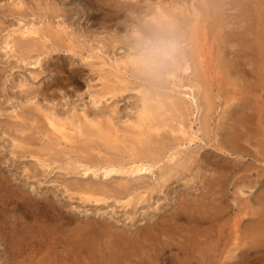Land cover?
I'll return each instance as SVG.
<instances>
[{
	"label": "rangeland",
	"instance_id": "rangeland-1",
	"mask_svg": "<svg viewBox=\"0 0 264 264\" xmlns=\"http://www.w3.org/2000/svg\"><path fill=\"white\" fill-rule=\"evenodd\" d=\"M161 2H163L162 3V5L164 4L163 6H165V3H166V6L168 5L171 6V4L175 3L180 7V8L179 7L177 8L178 12L176 15L177 16L176 24H179V27L181 29L183 28L186 31L185 32L183 29L182 31L179 30L180 37L183 40L182 50L185 51L189 57L193 58V60H197V58L199 57L198 54L201 52V50L207 49V51L210 52L209 53L210 56L209 55L207 56L208 62L211 61V59H213L212 67L208 71L207 77H205L206 78L205 81H208L207 82L208 84L210 83L208 86L212 89L211 90L209 88V92L211 95L213 94V92L215 94H217L216 92H219V95L217 94L218 95L217 98L213 94V96L215 97L216 104H217V111L216 113H214L215 115H213V121L215 122L213 124L215 128L213 132V136L216 138L211 141L208 138V136H203V134L200 132L201 137L203 138L206 137L204 139L207 140V143H206V140L202 138L201 141L199 140L198 142H196L197 143L196 146L194 145L195 143L193 144L194 146L190 145L189 146L190 149L187 148V151L193 152L195 150H199V152L197 153L201 155L202 159L199 157L200 155L196 154V157L197 158L199 157L198 159L199 161H197L196 164H198L199 166L201 164V168L196 167L191 172L189 171L187 173H184V172L182 173V171H180L178 174L181 173V175L176 174L173 177V179L175 178V180L173 179H172L173 181L170 180L169 181L170 183L168 182L170 185L167 184L165 186V188L166 189L168 188V189L166 190L163 188L164 191L163 190H157V192L155 191V193H152L150 201H144L142 203H139L137 207L132 206L133 208L131 206L125 207L123 206L124 200L123 199L122 201L117 200V198H120V196L116 195L114 190L111 191L112 196L109 198V201L107 202L106 201L96 202V201H90V200L88 201L82 197V194L80 193V188H78V186H81L82 183H85V184L87 183L91 185L93 183H102L104 181L103 183L107 182L106 183L107 187L112 189L113 187L117 185L118 183L117 179L112 178L111 181L113 182H111L110 179H108L109 177L108 178L106 177L107 180L106 179L103 180L105 177L102 178L103 176L101 174H99L98 176H95L94 178V177H91V174L88 176L87 175L85 176L82 172L80 173L76 171V174H77L76 176L77 177L79 176L77 180L75 173H73L74 170L70 169V171L73 170L70 172L69 171L70 164L66 162L72 159L75 160L79 156L88 157V155L91 156V154L92 155L96 154V156L111 155L113 153L119 152L120 150L115 147H111L108 149L106 145H103L104 143L100 139H91V138L83 139V140H79V143H78L79 148L77 147L78 153H76V150H75L76 146L75 147L72 145L66 146L65 144H63L60 147H58L59 151L56 153L59 154V157L61 158L58 159L59 160L58 162L53 164L54 166L53 165L51 167L45 166L46 168H44V166L42 165V162L39 159L35 158L34 155H32L30 152L27 151L31 148L34 150L43 149V147L49 142V140L52 137V136L51 137L47 136V133L50 134V130H48L49 128L47 126L48 124L46 120L44 121L45 117H43L42 114H41L42 116H40V114H36L34 112H33L34 114L32 113L33 111L32 106H34L32 104V101L38 102L39 104L43 105L45 108H49V107L54 108L62 116L69 115L73 111L76 110L79 113L86 111L91 117L93 116L92 118L94 119L96 118L95 115H97V119H100V116L102 115V112H103L104 116L102 115L101 118L106 119L107 117L109 118L110 116L111 119L114 118L112 120L115 121L118 125L124 128H127L129 126L128 123L129 124L133 123V121L137 119L139 111H140L139 108H141L142 103H143L142 102L143 100L141 99L143 97V93L139 91L140 88L141 89L149 88V90L151 91L160 92V93H171L172 91H173L172 93H175L176 92L175 89H177V87L179 86L178 83L180 81L170 76L166 72V70L161 71L158 76L153 75L154 77L153 78L152 75L146 74L144 72H139L136 70H134L135 72L134 71L130 72V70H133V69L131 66H129L130 67V68L128 67L129 72L127 73L128 78H129L127 89L116 95L108 94L104 98L105 100L103 99L100 104H96V101H95L96 97L94 98V96H97L98 91L102 90L104 86V80L101 78V74L106 68V66L101 65L100 62H98L97 58H94V59L87 58V57L85 58V55H88L89 53L85 49L76 47L78 50V53H74L69 50L67 41L61 42L60 44L59 43L60 41L57 43V39H53V40H56V43H57L55 44L56 46L55 48L52 45L53 44L52 42L54 41H52L51 39H48V37L40 36L39 38V36H37L38 37L37 39L36 36H34L32 37V39L35 40V44L33 43V45L31 44L30 46L29 45L23 46V45H20L21 44L20 42L18 43L20 47L16 46L15 47L16 49L12 51L10 48L7 47V41L13 40V37L15 38L17 37L16 40L19 41L21 37L19 35L18 29L25 27L24 24L30 25V23L31 24L34 23L33 25L38 24L42 26L41 24H43L44 26V23H45L46 25L45 29H48L51 24H54L55 26H57V24L61 22L63 24L64 21L66 20L65 22L67 23V25L71 24V26H73L76 32V35L78 36L77 42L81 43L82 41L81 44H83V42L85 44L86 43L85 41H87L85 46L87 47L89 46L88 48H90L91 46H99V45L103 46L105 44L103 48L106 51L104 49L103 50L106 52L107 56L111 55L110 58L111 57L117 58V56L123 57L126 54H129L130 52L135 50V48H132V47L139 48L138 41H140V36L136 33L135 30L137 28H142L143 26L142 32L145 31L146 26L148 24L147 22L154 21L152 17L156 13L157 7L158 5L161 4ZM101 4L104 6H102ZM193 4L196 5L199 8V10L202 12V17L204 16L201 24L204 23V26L206 27L207 35L203 34L202 31L201 33L200 32L198 33V30L196 31L197 28L196 29L193 28L194 16L191 13H189L190 10H187L186 8L189 6L191 9H193V6H194ZM153 7L155 11L152 10ZM211 7H214L216 10H214V8L212 10ZM253 8L255 9V11ZM19 9L22 10L23 13L22 11H20L21 13L20 14ZM181 9H183V11H181ZM148 10H150L152 14L148 12ZM218 12L219 13L221 12V14H219ZM246 13L247 15L249 14L251 15L246 16ZM187 15L188 17L190 16V18L186 17ZM181 16H183V18ZM255 18L256 20L258 18L257 22L256 20H254ZM251 22L252 23L256 22L255 25H259L261 22H263V24L261 25L262 26L264 25V0H139V1L138 0H126V1L125 0L123 1L122 0H105V1L104 0H0V211H1L0 212V264H65V263L70 264L71 262H73V264H82V263L83 264H90V263L91 264H104V263L105 264L106 263L108 264H117V263L118 264L120 263L122 264H150V263L159 264V262L160 264H174L173 262L175 260L179 261L181 258L180 252L175 251L173 255L167 257L164 252V249L165 248L173 249L172 246L177 245L179 241L184 240L185 237L189 236L191 231L193 232V225L195 226L194 222L191 221L192 223L191 224L189 220H187V218H184V217L180 218L181 221L179 219H177L176 221L175 219L172 222L171 226L162 228L160 230L162 232V233L160 232L161 234L158 231L157 234L156 235L154 234L152 238H149V239L143 238L144 239L143 241L141 239L140 243L137 244L138 249H139L137 251L138 253H136L135 255H134V252L132 254L128 252V250L126 249L127 246L123 248L122 246H119L117 248V252H118L117 257L112 258L111 255L109 254L110 252H107L110 256H108V254L105 251L104 252L106 256H104V253L101 250H97V251L95 250L93 252L89 250L88 252L87 247H82V244L84 243L87 244V241L90 240L91 224L93 223L95 225H98L99 223H106V222L108 223L111 220L109 223H112L114 221L113 224L115 226L114 225L113 226L115 228V231L117 230L116 231L117 233L126 234L127 232L130 231L129 234L132 233L134 235L136 231L142 230L144 227L146 228L148 227V225L150 226V224L151 226L152 225H155L157 227L158 225L160 226L161 223L156 224V222L157 221L161 222L163 218H166L167 216L169 217L171 214H173L172 209L176 211L179 208V206L181 208L182 200H185L184 198L186 197L190 198L191 200L193 198V201L196 200L195 202H197L198 199L202 198V194L204 193L206 194L207 192V197L209 198L205 197V202L207 203L208 201V203L211 204L210 206H212V204L215 202L217 203L216 200L210 199V197L212 196L215 197V195H212L206 189L209 190L210 188V185H208L209 181L212 180V178L215 177L216 174L219 175L221 169H217V168H219L218 164H220V162L218 164H216V161L212 162V159L209 156L207 157L206 154L211 152L213 154L212 156L218 155L216 157L218 158L221 157L220 153H222L223 151L221 152L220 148L219 149L216 148L217 141L223 142L225 140L224 138L226 137L227 128H229L228 125H230L228 123H231L233 121L232 119L234 118V115L236 116L239 113V111L241 113V111H243L242 109L245 108V105H246L245 102L248 96V89L253 90L252 93L251 91L249 92V95L251 97L254 96L251 99L252 100L251 102L253 103V105L251 106H253L254 108H258V110L259 108L260 110H263V116H262L263 124L260 128L262 129V132H264V128H263L264 126V92H263L264 91L263 90L264 89V76H262L259 73L260 75L258 77L257 76L258 72L256 70L252 75L248 74V70L253 67L252 66L253 64L251 65L252 61H250L249 56L246 55L248 53L245 54V51L241 50L240 52H238L239 49L243 47L241 45L242 42H240L241 39L239 38V36H241L242 34H246L248 35L247 37L249 38L254 37V35L251 33V30L249 29V27H251V24H252ZM222 25L224 28L222 27V29L220 30ZM118 38H120L121 40H119ZM112 39L113 40L118 39L117 47L113 46ZM190 42L191 44H189ZM184 43H185V46H184ZM204 45L207 47H205ZM196 47L198 49H196ZM128 48L130 50H128ZM41 52H42V55H41L42 61L41 63L37 64L34 61L36 60V57H38V54L39 55L41 54ZM240 54L242 55L239 56ZM24 56L26 57V59ZM210 57H214V58H210ZM240 57L245 62H242ZM107 58L109 59V57ZM240 62L241 64H239ZM98 65L99 66L101 65V66L99 67ZM173 65H175V63L171 64V66ZM258 68L260 69V67ZM179 72L181 73L180 70ZM129 73L130 74L132 73V74L130 75ZM132 75L134 77H132ZM256 77H258V79ZM26 78L30 82L29 86H25V89H27L28 92L24 90V87L19 86L22 80ZM161 79H162L163 84H161L160 82ZM186 79L188 80H186L185 82L189 83V78H186ZM256 79L257 81L260 80L261 82L260 81L257 82ZM146 80L150 81V83L146 82ZM174 80H175V83L178 84L177 87H176V84L173 83ZM224 83L226 84V86ZM174 85L176 88L174 87ZM131 86L132 88H130ZM236 87L237 88L239 87L240 91L243 89V91L240 92ZM225 88H228V89L226 90ZM232 88L233 90H235V92L232 90ZM180 89H182L183 92L188 90L185 87H181V88H178L177 91L178 92L181 91ZM236 93L238 94V97L234 100V103L230 106V109H229V110H233L232 113L231 112L225 113L223 115V118L220 120L221 127L218 128L216 122L218 123L220 116L224 112L226 97L228 95L230 96ZM242 93H245V94L242 95ZM179 94H184V93L179 92ZM220 94L223 97H221ZM196 95L198 99L200 97L199 102H202L204 92L202 90L200 91V89H197ZM184 96L186 98H189L190 100L189 96H186V94H184L183 97ZM95 109L97 110L96 111L97 113L99 112V110L101 111L97 114L95 112ZM18 111L22 113L23 117L26 116L24 117L23 120L21 119V121L19 118L16 117V112ZM29 112H31V114ZM203 113L205 112L203 111L199 115L203 116ZM214 116L216 118L215 120H214ZM185 117L188 118L189 121L190 119L194 121L196 120L195 116L191 115V113L187 114ZM11 121L16 124L18 122L23 123L22 125L25 126L26 130L24 132H21V131L14 130L15 128L11 127L14 130L12 131V129L9 128L8 126V123H12ZM122 122H123V125H122ZM224 122L226 123V125ZM194 125L196 128H199L201 126L200 119H197ZM128 128L131 129L129 131H132V133H134V131L132 130L130 126ZM168 130H170V127L163 128L161 131L162 134L157 135L155 140L159 142V139H161L164 135L165 137H168L166 136V134L168 135L169 132H170L169 135H171L172 134L171 130L170 131ZM12 132L16 134L18 133L19 135L21 133V135L25 136V138L28 141L32 140L31 141L32 143L30 142L31 144L29 143L25 145V147H16L14 143L15 134H12ZM130 135H131V132H130ZM260 136L262 135L258 134V137ZM130 137L132 138V136ZM208 139L211 142L208 141ZM44 141L46 143H44ZM156 141H155V144L153 143L154 145H156L157 143ZM97 142L99 143V145ZM213 142L216 144H214ZM201 144H205V145L201 146ZM211 144H213L215 147L213 148ZM254 145H256L257 147ZM260 145L261 143L259 144L257 142L254 143V141L252 142V146L250 144V146L254 149V151L260 150L261 151L260 153L262 154L261 155L260 153H258L260 155H259V159L255 161L256 162L255 165L250 164L251 162L253 163L255 158L251 157L249 154H247L246 156L240 155V158L241 159L243 158L242 160L246 161L245 163L247 164L249 163L251 165V168H249L251 171L249 170L248 176H246L248 177L249 180L245 177L246 178L245 181L242 182L241 178L238 179L239 181H237V183H239L238 185L241 184L240 181L242 182V184L248 181V187H246L247 194L251 193L250 187L252 186L255 187L257 193L261 190V188L264 187V182H263L264 180V165H263L264 164V161H263L264 160V145L263 146L262 145L260 146ZM14 148L15 149L18 148L17 151H14L15 150ZM81 148L83 150L85 148L86 149L83 151ZM62 149H64V151ZM87 150L90 152H86ZM24 152H25V155H24ZM85 153H86V156H85ZM75 155L77 156L75 157ZM49 156L50 155H48V157ZM70 156H72L71 159L69 158ZM230 156L235 157L234 155H230ZM203 159L205 161H203ZM206 159L208 160L206 161ZM247 159H249V161ZM205 162H208L206 163L207 166ZM247 164L245 166H247ZM52 167H53V170H52ZM202 167L205 168V170L203 169L204 172L201 171ZM256 169L258 170L256 171ZM79 170H81V168ZM196 171L197 172L199 171V173H201L200 175L201 178L199 176L198 178L194 179L196 175ZM158 172H157V176L153 175L154 178L152 176L153 180L150 179L151 185H153V183L155 185L156 182L158 181V176H159ZM227 173L230 179L229 182L237 180L238 177L236 175L239 176L241 174L239 173V170L236 172L227 170ZM213 174H215V176H213ZM202 175L205 178L202 177ZM180 176H184V177H180ZM251 177L252 179L254 178L256 180V183L254 182L255 180H252L253 182L250 180ZM204 179H206L207 182L205 181L204 183ZM259 179H261L262 183L258 181ZM196 180H198V182ZM71 181L73 184L74 182L76 184L78 183L77 188L73 186L72 183L70 184ZM152 181H155V182L152 183ZM193 181H195L196 183ZM235 189L236 188L232 185L231 187L232 199H234L233 192L235 191ZM256 192L254 191L253 193H251L252 194L251 196L252 198H254V200H255V195L257 194ZM123 198L125 197L123 196ZM206 198H207V201H206ZM147 202H149L150 204ZM157 204H159V206H156ZM164 205L165 207L166 206L167 207L165 208ZM258 205L259 204L256 203V206ZM134 208L135 209L137 208L138 210L136 211ZM167 208H169L167 210L169 211V213L168 212L163 213V211H166L165 209ZM153 209L155 212L153 211ZM156 210H160V211H156ZM144 212H146L147 214H145ZM153 212L157 214L159 213L158 215L160 214H163V215H160L162 217L158 215L155 217L156 214L154 215ZM235 212L231 214L232 216L228 215L226 216V218L222 219L221 224L219 225V227L222 228V230L231 232V228L233 227L234 220L233 221H230V220L233 219L232 217H234ZM131 215L132 217L130 218L129 216ZM152 217L154 218V220H152L153 219ZM132 218L133 219L135 218V219L133 220ZM156 219H159V220H156ZM223 220H224V223H222ZM148 222L150 223L148 224ZM116 225L119 229H117ZM229 225L230 227H228ZM242 225H243V222H242ZM217 227L218 226L214 227L213 232L216 233ZM180 228H182L181 231L179 230ZM189 228L192 230L188 231ZM244 229H245V226H243L242 231H244ZM82 230H85L86 232ZM131 230H134V232L133 231L131 232ZM172 230L174 231V234L172 233L173 232ZM176 230L178 231V236L176 235L177 234ZM183 230H185L186 232ZM87 231H90V233ZM83 232H85L84 236H88V237L85 238L83 236ZM165 232H166V235H169V236L174 235L173 237H170L169 239L170 241L164 235ZM42 233L44 235H42ZM19 234L21 237L19 236ZM16 235L20 238L18 239ZM40 236L41 237L43 236V237L41 238ZM181 237H184V238H181ZM27 238H29L30 240L29 239L27 240ZM42 239L43 240L45 239V240L43 241ZM253 240H254L253 238L246 237L245 241L247 242L242 241L243 243L239 245V247L235 250V252H233L232 256L228 257V259L223 258V260H220L219 257L216 258L214 253L211 254L209 252L207 253L209 254L207 256L208 258H206L202 262L203 264H207V263L208 264L209 263L210 264H264V255H263L264 246L260 249H257L256 247H254L255 244ZM155 241L157 242V244H155L156 243ZM164 241L165 242L167 241V242L164 243ZM107 242H103V244H106L107 246ZM141 242L143 243L144 246L142 245ZM38 243L40 244L38 245ZM76 243L77 244L79 243V244L77 245ZM12 244H14L15 246L13 247ZM49 244L51 246H49ZM151 245H154L153 247L154 250L152 249ZM217 245L218 243L215 242L214 247H216ZM16 246L19 249H17ZM35 247H36V250H35ZM45 247L47 250L45 249ZM73 247H75V249ZM247 247L253 248V254H251L252 253L251 252L250 253L251 255H247L246 257L245 254L243 255L242 249L247 248ZM148 248L149 249L151 248V251ZM53 249H56V250L58 249V250L54 251ZM71 249L72 251L70 252ZM147 249L150 252H148ZM45 250L47 252H45ZM157 251H159L158 252L159 254H157ZM90 252L91 254H89ZM126 252L129 254H125ZM148 253L150 257H148ZM235 253H236V256L234 255ZM52 254L54 255L56 254L58 256L56 255L54 256ZM91 255H96L97 257L94 256L95 257L94 259L93 256ZM123 255L124 257L122 258ZM137 255L138 257H136ZM59 256L61 257L58 258ZM101 256H103V258ZM55 257L58 258L59 260L58 259L55 260L56 259ZM242 257L246 261H244ZM230 258L232 259V261ZM151 259H153L152 262H151ZM54 260L56 263L54 262ZM108 260H110V262ZM195 261H193L194 264L202 263L201 261H199V263L198 261L197 263ZM205 261L206 262L208 261V262L206 263ZM113 262H116V263H113Z\"/></svg>",
	"mask_w": 264,
	"mask_h": 264
},
{
	"label": "bare ground",
	"instance_id": "bare-ground-1",
	"mask_svg": "<svg viewBox=\"0 0 264 264\" xmlns=\"http://www.w3.org/2000/svg\"><path fill=\"white\" fill-rule=\"evenodd\" d=\"M162 3L163 2H161V4L159 3L160 5H158L156 13L154 14V16L152 18L154 20H156L158 18H164L167 20H171L176 24L177 23V20H176L177 16L176 15L178 12L177 8L179 6L175 3L171 4V6H169V5L166 6V3H165V6H163L164 4L162 5ZM98 5H100V4H98ZM244 5H246V4H244ZM102 6H104V5H102ZM99 7H101V6H99ZM214 7H211L212 10ZM186 8H187V10H190L189 13H191L194 16V18L192 17L194 19L193 28L194 29L197 28L196 31L198 30V33L199 32L201 33V31H202L203 34L207 35V31H206V27L204 26V23L201 24L204 16L202 17V12L199 10V8L196 5L193 6V9H191L189 6ZM241 9H243V8H241ZM152 10L155 11L154 7ZM214 10H216V9L214 8ZM248 10H250V9H248ZM20 11H22V10L19 9V13H20ZM181 11H183V9H181ZM254 11H255V9H254ZM148 12H150L152 14V12L150 10H148ZM22 13H23V11H22ZM58 13H60V12H58ZM214 14H216V13H214ZM219 14H221V12ZM249 15H251V14H249ZM249 15H247V13H246V16H249ZM181 17L183 18V16H181ZM186 17H188V15ZM186 17H185V19H186ZM188 18H190V16ZM178 19H180V18H178ZM254 20H256V18ZM257 20H258V18H257ZM257 20H256V22H257ZM65 21L63 24H62V22L57 24V26H55L54 24H51L48 29H45V26H46L45 23H44V26H43V24H41L42 26H40L36 23H35L36 25H33L34 23L33 24L30 23V25L24 24L25 27L18 29L21 39L19 41H17L16 40L17 37L16 38L13 37V40L7 41V47L13 51L16 49L15 48L16 46L20 47L18 45V43H20V42H21L20 45H23V46L29 45L30 46L31 44L33 45V43L35 44V40H33L32 37L36 36V38L38 39L37 36H39V38L41 36V37H48V39H51L52 41H54V42H52L53 43L52 45L55 48H56L55 44H57L59 41H60L59 42L60 44H61V42L67 41L68 46H69V50L74 52V53H78V50L76 47H80L82 49H85L87 52H89L88 55H85V58L86 57L91 58V59L97 58L98 62H100L101 65L106 66V68L104 69V71L101 74V78L104 80V86H103L102 90L98 91V95L94 96V98L96 97V100H95L96 104H100L102 102V100L108 94L116 95V94L121 93L127 89L128 82H129V78L127 75V73L129 72V69H128L129 66H131L133 69V70H130V72L136 70L139 72L146 73L140 65V61H139V57H138V48L132 47V48H135V50L130 52L129 54L125 53L126 55L123 57L117 56V58H112V57L110 58L111 55L107 56L106 52H105L106 50L103 48V46L105 44L104 45L102 44L103 46H100L99 44H97L99 46H91L90 45L91 47L88 48L89 46L88 47L85 46L87 41H85L86 42L85 44L83 42L84 45L81 44L82 41H81V43L77 42L78 36L76 35V32H75L73 26H71V24L67 25V23ZM225 23H226V21H225ZM255 23H252L251 27H249V29L251 30V33L254 35V37L249 38V37H247L248 35H246V34H242L241 36H239V38L241 39L240 42H242L241 45L243 47H241V49H239L238 52L243 50V51H245V54L248 53L246 55H248L250 61H252L251 65L253 64L252 65L253 67L248 70V74L252 75L256 70L258 72L257 76L259 77L260 74L262 76H264V25L263 26L261 25V24H263V22H261L259 25H255ZM245 24H246V22H245ZM176 25H177L178 31L179 30L182 31L183 28L181 29L179 27V24H176ZM181 27H182V25H181ZM222 27H223V25L221 26L220 30L222 29ZM239 27H240V25H239ZM142 28H143V26H142ZM142 28H137L135 30L139 36H141L142 30H143ZM251 33H249V34H251ZM179 35H180V32H179ZM76 36H77V38H76ZM53 39H57V43H56V40H53ZM118 39L121 40L120 38H118ZM118 39H114V40L112 39L114 47H117ZM191 40H192V38H191ZM206 43H208V42H206ZM189 44H191V42ZM110 46H111V44H110ZM184 46H185V43H184ZM86 47H87V49H86ZM200 47H201V45H200ZM205 47H207V46H205ZM130 49H131V47H130ZM130 49L128 48V50H130ZM196 49H198V48L196 47ZM14 53H16V52H14ZM209 53L210 52L207 51V49L206 50L203 49L198 54L199 57L197 58V60H193V58L189 57L186 54V52L182 50L180 56L174 62H172V63H175V65L171 66V64H172L171 63L170 65L166 66L163 69L164 71L166 70V72L170 76H172L174 79L180 81L178 83L180 87L179 86L177 87L178 84L175 83V80L173 81V83L176 84L177 89L181 88V87H185L188 89L185 92H183L182 89H180L181 91H179V92L186 94V96H189L191 101L189 100V98H186L185 96L183 97L184 94H179L177 89H175L176 90V92L174 91L175 93H172L173 91L171 93L154 92V91L149 90V88H147V89H141L140 88L139 89V91L141 93H143V97L141 96L143 103H142L141 108H139L140 109L139 114L137 113L138 114L137 119L134 120L133 123H130V124L128 123V125L132 128L134 133H132V131H129V130H131L128 128L129 126L127 128H124V127L118 125L115 121L112 120L114 118L111 119L110 116H109V118L107 117L106 119L101 118V116L103 115V112H102V115L100 116V119H97V115H95V114L94 115L96 116V118L94 119V118H92L93 116L91 117L86 111L79 113L76 110L73 111L69 115L65 114L66 116H62L54 108H50V107L45 108L43 105L39 104L38 102L32 101V104L34 105V106H32V108H33L32 113L34 112L36 114H40V116L43 115V117H45V119L44 118L43 119H44V121L46 120V122L48 124L47 126L49 128L48 130H50V134L47 133V136L48 137L52 136V137L49 140V142L43 147V149L34 150L31 148L27 151L30 152L32 155H34L35 158L39 159L42 162V165L44 166V168H46L45 166L51 167L54 163L59 161L58 159L61 158V157H59V154L56 153L59 151L58 147H60L61 145L65 144L66 146H68V145L69 146L72 145L74 147L76 146V149L75 148L74 149L76 150V153H78L77 147L79 148V146H78L79 140L90 139V138L91 139H100L101 141H103V143H104L103 145H106V147L108 149L111 147H115V148H118L120 151L113 153L111 155L96 156V154H94V155L91 154V156L88 155V157L86 156V153H85L86 157L79 156L80 155L79 154L78 156L81 158L78 157L75 160H73V159L68 160L66 163L70 164L69 171H70V169H73L74 170L73 173H75V176L77 175L76 171L80 172V173L82 172L85 176L86 175L88 176L91 174V177H94V178H95V176H98L99 174H101L103 176L102 178L105 177L103 180H105V179L107 180L108 177H109L108 179H110V181L112 178L117 179V182H118L117 185L116 186L114 185L115 187L112 186L113 188L111 189V188L107 187V184H106L107 182L103 183L104 181L102 183H93L91 185H89L87 183L86 184L82 183L81 186H78V183L76 184L75 182L73 184L72 181L70 182V184L72 183V185L75 186L76 188L78 186V188H80V193L82 194V197L88 201L90 200V201H96V202H100V201H106L107 202V201H109V198L112 196L111 195L112 190L115 191L116 195L120 196V198H117V200H119V201H122V199L124 200L123 206H125V207H127V206L137 207L139 203H142L144 201H150L152 193H155V191L157 192V190H163V188L166 189L165 186L170 183L169 182L170 180L171 181L175 180V178L173 179V177L176 174H178L180 171H182V173L183 172L187 173L189 171L191 172L196 167L201 168V164H200V166L198 164H196V162L199 161L198 160L199 157L201 158V155L199 153H197V152H199V150H195L193 152L187 151V148H189L190 145H193L195 143L194 145L196 146V144H197L196 142H198L199 140L201 141V139L203 138V137H201V133L203 134V136H208V138L211 141L216 138L213 136V132L215 130V128L213 126V124L215 123L213 121V115H215L214 113H216V111H217V104H216L215 97L213 96V94L217 98V96L219 95V92H216L218 95L215 94L214 92L211 95L209 92L210 87L208 86L210 83L208 84L207 83L208 81H205V79H206L205 77H207V73L212 67V60L213 59H211V61H209V62L207 59L208 58L207 56L208 55L210 56ZM243 54H244V52H243ZM41 55H42V52L40 55L38 54V57H36V60L34 61L35 63H37V64L41 63V61H42ZM105 55L107 57H109V59ZM212 55H214V54H212ZM241 55L242 54H240L239 56H241ZM210 58H214V57H210ZM25 59H26V57H25ZM241 60H242V62H245L242 58H241ZM246 60H248V59H246ZM233 61H234V59H233ZM239 61H237V62H239ZM207 62H208V64H207ZM239 64H241V62ZM258 67H260V69ZM219 69H221V68H219ZM179 70L181 71V73L179 72ZM160 72H157L155 74H149V75H152V77H153V75L158 76L160 74ZM135 74H137V73H135ZM146 74H148V73H146ZM238 75H239V73H238ZM224 76H226V75H224ZM132 77H134V76L132 75ZM146 77H147V75H146ZM258 77H256V78L258 79ZM165 78H166V76H165ZM186 78H189V83L185 82L186 80H188ZM257 79H256V81H257ZM258 81H260V80H258ZM146 82L150 83V81H147V80H146ZM160 82H161V84H163L162 79L160 80ZM248 82H249V80H248ZM29 85H30V82L27 78L23 79L22 82L19 84L20 87H24L25 91H27V89H25V86H29ZM225 86H226V84H225ZM174 87H175V85H174ZM227 87H228V85H227ZM130 88H132V86ZM135 88H137V87H135ZM197 89H200V91L202 90L204 92L202 102H199L200 97H199V99L197 98V95H196ZM225 89L227 90L228 88H225ZM237 89L239 90L240 88L238 87ZM232 90H233V88H232ZM233 91L235 92V90H233ZM241 91H243V89ZM245 91H246V89H245ZM250 91L252 93L253 90L248 89V96H247L246 102H245L246 105H245V108L242 109L243 111H241V113L239 111V113L236 116L234 115V118L232 119L233 121L231 123H228L230 125H228L229 128H227L226 137L224 138L225 140L223 142L217 141V144L213 142L214 144H216V148H218V149L220 148L221 152L223 151L222 153H220L221 157H219V158L216 157L218 155L212 156L213 154L211 152L206 154L207 157L209 156L212 159V162L216 161V164H218L220 162V164H218L219 168H217V169H221L222 172L219 170L220 171V173L218 171L219 175L216 174V176H215V174H213V176H215V177H213L212 180H210L209 184H208V185H210V188H209V190L206 189L212 195H215V197L212 196V197H210V199L216 200L217 203L215 202L212 204V206H210L211 204H209L207 201V198H209V197H207L206 191H205L206 194L205 193L202 194V198L198 199L197 202H195L196 200L193 201V198L191 200L190 198L186 197V195H185L186 198L183 197L185 200L180 199V200H182L181 208L179 206V208L176 211L174 209H172L173 212L172 211L171 212L173 214H171L169 217L167 216L166 218H163L162 221L160 219L161 222L155 221L156 224L161 223L160 226L159 225H158V227L155 225L151 226V224H150V226L148 225V227H146V228L144 227L142 230H139L140 232L136 231V233L134 235L132 233L129 234L130 231L127 232L126 234L117 233L116 232L117 230L115 231V228H114V226H115L113 224L114 221L112 223H109L111 220L110 221L107 220V221H109L108 223L105 221L106 223H99L98 225H95L94 223L93 224L90 223L91 224V237H90V240H88V241L86 240L87 244H85V243L82 244V247H87L88 252H89V250L92 252L95 250L96 251L101 250L104 253V256H106L105 252L106 253L110 252L109 254L111 255V257L115 258V257H117V254H118L117 248L119 246H122V248L127 246L126 249L128 250V252L131 254L134 252V255H135L136 253H138L137 251L139 249H138L137 244L140 243L141 239L143 241L144 240L143 238H146V239L152 238L154 236V234L155 235L157 234L158 231L160 233L161 232L160 230L162 228H165L167 226H171L172 222L175 219L177 221V219L180 220L181 217H184V218H187V220H189L190 223H191V221L194 222L195 226L193 225V232L191 231L190 235L185 237V238L181 237V238H184V240H181V239H180L181 241L178 240L179 241L178 244L176 243L177 245L172 246L173 249H167V248L164 249V252H165L167 257L173 255L175 253V251L181 253L180 254V257H181L180 260L179 261L175 260L173 262L174 264H176V263L177 264H180V263L192 264L193 261H195V260H197L198 263H199V261L202 262L206 258H208L207 256L209 254H207V253H209V252L211 254L214 253L216 258L219 257L220 260H223V258L228 259V257L232 256L233 252H235V250L239 247V245L243 243L242 241L246 240V237H250V238L254 239L253 240V242L255 244L254 247H256L257 249L262 248L264 246V187L261 188V190L258 193L256 192V189L254 186L250 187L251 193H253L254 191L257 193L255 195V200H254V198H252V196H251L252 194L251 193L247 194V192H246V187H248V181H246L245 183L242 184V182L245 181L246 178L248 179V177H246V176H248V173L250 170L249 168H251V165L256 164L255 161L259 159V155L261 154L260 150L254 151V149L251 147L252 142L254 141V143L257 142L258 144L261 143L262 146L264 145V141H263L264 140L263 139L264 132H262V129L260 128L263 124V121H262L263 110H260V108L258 110V108H254L253 106H251V105H253V103L251 102L252 101L251 99L254 96L251 97L249 95ZM198 92H199V90H198ZM243 94H245V93H242V95ZM198 96H199V94H198ZM220 96H221V94H220ZM221 97H223V96H221ZM237 97H238L237 93L230 95V96L228 95L226 97L224 112L220 116L218 123L216 122L218 128L221 127V121L220 120L223 118V115L225 113H230V112L232 113L233 110H229V109ZM218 99H219V97H218ZM189 101L191 102V104ZM192 109H193V111H192ZM96 111L97 110L95 109V112ZM100 111L101 110H99V112ZM203 111L205 112V113H203V116L199 115ZM29 113L31 114V112H29ZM190 113H191V115L195 116L196 120L200 119L201 126L199 128H196L194 125L196 120L194 121V120L190 119V121H189L188 118L185 117L187 114H190ZM25 114H26V112H25ZM23 115H24V113H23ZM16 117L19 118L21 121V119L23 120L24 117H26V116L23 117L22 113H20L18 111V112H16ZM256 118H257V120H256ZM215 119L216 118L214 116V120ZM226 120H227V118H226ZM22 124L23 123H20V122H18L17 124L12 122V123H8V126H9V128L14 127L15 128L14 130L24 132L26 130V128ZM122 125H123V122H122ZM225 125H226V123H225ZM167 127H170L172 134L169 135L170 134V132H169L168 135L166 134V136H168V137H165V135H164L161 139H159V142H157L155 140L156 136L161 135L162 129L167 128ZM263 128H264V126H263ZM14 130L12 129V131H14ZM170 130H168V131H170ZM130 132H131V135H130ZM12 134H15L14 143H15L16 147H25V145L29 144L32 141V140L28 141L25 138V136L21 135V133L19 135L18 133L16 134V133L12 132ZM258 134L262 135L263 137L262 136L258 137ZM130 136H132V138ZM204 138H206V137H204ZM209 139H208V141H210ZM204 140H206V139H204ZM155 141L157 142L156 145H154ZM44 143H46V142L44 141ZM206 143H207V140H206ZM205 144H201V146L205 145ZM250 144H251V146H250ZM98 145H99V143H98ZM211 145L213 146V148L215 147L213 144H211ZM254 146H256V145H254ZM194 148H196V147H194ZM17 149H15L14 151H17ZM97 149H99V148H97ZM62 150L64 151V149H62ZM72 151H73V149H72ZM213 151H215V150H213ZM19 152H20V150H19ZM66 152H68V151H66ZM86 152H90V151L87 150ZM258 153H260V154H258ZM82 154H83V152H82ZM196 154H198L200 156L197 158ZM247 154H249L251 157L255 158L253 163L250 161L251 165L249 163L248 164L245 163L246 161H243L242 160L243 158L242 159L240 158V155L246 156ZM24 155H25V152H24ZM26 155H28V154H26ZM48 155H50V156L48 157ZM230 155H234L235 157H232ZM45 156H47V157H45ZM76 156L77 155H75V157ZM69 158L71 159L72 156H70ZM245 159H246V157H245ZM207 160L208 159H206V161ZM247 160L249 161V159H247ZM261 160H262V158H261ZM203 161H205V160L203 159ZM206 163H208V162H205V164ZM230 164H232V165H230ZM246 164H247V166H245ZM206 166H207V164H206ZM80 168H81V170H79ZM203 169L205 170V168L202 167V170H201L202 172H204ZM52 170H53V167H52ZM73 170H71V171H73ZM157 170L160 172H158ZM206 170H208V169H206ZM227 170H231L233 172L234 171L236 172L239 170V173H241V174L239 176L236 175L238 177V178L236 177L237 180L229 182L230 179H229ZM257 170L258 169H256V171ZM157 172L159 173L158 181L156 182L155 185L153 183L155 181H152L153 185H151L150 179L153 180V178H154L153 175L157 176ZM191 174H193V173H191ZM178 175H181V173ZM200 175H201V173H199V171L198 172L196 171V175H195L194 179L198 178ZM152 176H153V178H152ZM76 177H75V179H76ZM180 177H184V176H180ZM202 177H204V176L202 175ZM78 178H79V176L77 177V180H78ZM176 178H178V177H176ZM200 178H201V176H200ZM240 178L242 179V182L240 181L241 184L238 185L239 183H237V181H239L238 179H240ZM206 179H204V183H205ZM84 180H86V179H84ZM250 180L252 181L255 179L254 178L252 179V177H251ZM100 181H102V180H100ZM196 181L198 182V180H196ZM258 181L262 183L261 179H259ZM111 182H113V181H111ZM193 182H195V181H193ZM254 182L256 183V180ZM263 182H264V180H263ZM113 184H115V183H113ZM236 184H237V186H236ZM232 185L236 188L235 191L233 192L234 199H232V197H231ZM189 188H191V187H189ZM200 193H199V195H200ZM123 196L125 198H123ZM189 197H191V196H189ZM192 197H194V196H192ZM205 197H207L206 198L207 203L205 202ZM252 199L254 200V202ZM180 202H179V204H180ZM147 203H149V202H147ZM161 203H163V202H161ZM256 203L259 205L256 206ZM156 206H159V204H157ZM164 207H165V205H164ZM168 209L169 208L165 209L166 211H163V213H165V212L169 213V211H167ZM135 210L137 211L138 209L136 208ZM135 210H134V212H135ZM162 210H163V208H162ZM153 211H154V209H153ZM156 211H160V210H156ZM174 211H175V213H174ZM154 212H153V214L154 215L156 214L155 215V217H156L159 213L157 214ZM233 212H235V215H234V217H232L233 219L230 220V221L234 220L233 227L231 228V232L222 230V228L219 227L222 219L226 218V216H228V215H231ZM144 213L147 214L146 212H144ZM148 214H150V213H148ZM153 214H151V215H153ZM160 215H163V214H160ZM160 215H158V216H160ZM129 217L131 218L132 215ZM160 217H162V216H160ZM152 220H154V218ZM156 220H159V219H156ZM224 220L222 223H224ZM182 221H183V219H182ZM242 222H243V225H242ZM149 223L150 222H148V224ZM17 225H19V224H17ZM140 226H142V225H140ZM216 226H218V227L216 228V233H215V232H213V229ZM243 226H245L244 231H242ZM116 227H117V225H116ZM159 227H161V228H159ZM176 227H177V225H176ZM228 227H230V225ZM190 228L188 231L192 230ZM117 229H119V228L117 227ZM171 229H173V228H171ZM175 229H177V228H175ZM181 229L182 228H180L179 230L181 231ZM82 231H85V230H82ZM126 231H128V230H126ZM132 231L134 232V230H131V232ZM183 231H185V230H183ZM85 232H83V236H84ZM87 232L90 233V231H87ZM154 232H156V233H154ZM172 233L174 234V231ZM176 233H177L176 235L178 236V231ZM242 234H243V236H242ZM42 235H44V234L42 233ZM164 235L166 236V238H168V240L170 239V237L174 236V235H172V236L166 235V232L164 233ZM19 236H20V234H19ZM36 236H37V234H36ZM11 237H12V235H11ZM20 237H18V239ZM84 237L86 238L88 236H84ZM161 237H162V235H161ZM28 239L29 238H27V240ZM35 239H36V237H35ZM18 241H17V243H18ZM84 242H85V240H84ZM103 242H107V246H106V244H103ZM110 242L113 244V246ZM166 242L164 241V243H166ZM215 242L218 243V245L216 247H214ZM245 242H247V241H245ZM27 243H28V241H27ZM153 243H154V241H153ZM39 244L40 243H38V245ZM155 244H157V242ZM12 245H13V247L15 246L14 244H12ZM43 245H45V244H43ZM142 245H143V243H142ZM41 246H42V244H41ZM41 246H40V248H41ZM49 246H51V245L49 244ZM68 246H70V245H68ZM46 247H45V249H46ZM151 247L153 249L154 245H151ZM16 248L19 249L17 246H16ZM73 248L75 249V247H73ZM81 249H79V250H81ZM84 249H86V248H84ZM119 249H121V248H119ZM257 249H255V250H257ZM35 250H36V247H35ZM46 250H45V252H47ZM53 250L57 251L58 249L57 250L53 249ZM149 250L151 251V248ZM149 250H148V252H150ZM51 251H52V249H51ZM71 251H72V249L70 250V252ZM73 252H74V250H73ZM158 252L159 251H157V254H159ZM79 253H80V251H79ZM129 253L126 252L125 254H129ZM242 253H243V255L245 254L247 257V255L253 254V248H250V247L243 248ZM89 254H91V252ZM98 254H99V252H98ZM109 254H108V256H110ZM165 254H163V255H165ZM52 255H54V254H52ZM69 255H70V253H69ZM77 255H79V254H77ZM234 255L236 256V253ZM263 255H264V253H263ZM56 256H58V255H56ZM91 256H93V258L95 259L94 256H96V255H91ZM159 256H161V255H159ZM239 256H240V254H239ZM60 257L61 256H59L58 258H60ZM79 257H78V259H79ZM101 257L103 258V256H101ZM123 257H124V255L122 256V258ZM136 257H138V255ZM148 257H150L149 253H148ZM58 258H56L55 260H57ZM68 258H70V257H68ZM255 258H257V257H255ZM109 259H110V257H109ZM125 259H127V258H125ZM242 259H243V257H242ZM55 260H54V262H55ZM104 261H105V259H104ZM108 261L110 262V260H108ZM152 261H153V259H151V262ZM197 261H195V262L197 263ZM231 261H232V259H231ZM244 261H246V260H244ZM78 262H79V260H78ZM113 263H116V262H113ZM124 263H125V261H124ZM132 263H133V261H132ZM217 263H218V261H217ZM70 264H73V262H71ZM106 264H108V263H106ZM120 264H122V263H120ZM150 264H153V263H150ZM159 264H160V262H159ZM201 264H203V262Z\"/></svg>",
	"mask_w": 264,
	"mask_h": 264
},
{
	"label": "clouds",
	"instance_id": "clouds-1",
	"mask_svg": "<svg viewBox=\"0 0 264 264\" xmlns=\"http://www.w3.org/2000/svg\"><path fill=\"white\" fill-rule=\"evenodd\" d=\"M182 47V39L173 21L164 18L150 21L140 36V65L148 74L160 72L180 56Z\"/></svg>",
	"mask_w": 264,
	"mask_h": 264
}]
</instances>
